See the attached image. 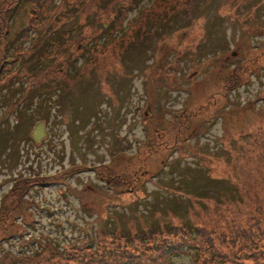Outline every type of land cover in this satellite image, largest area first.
<instances>
[{
  "label": "rangeland",
  "instance_id": "obj_1",
  "mask_svg": "<svg viewBox=\"0 0 264 264\" xmlns=\"http://www.w3.org/2000/svg\"><path fill=\"white\" fill-rule=\"evenodd\" d=\"M5 60L0 264L147 260L189 234L170 264H264L244 247L264 251V0H0Z\"/></svg>",
  "mask_w": 264,
  "mask_h": 264
},
{
  "label": "trees",
  "instance_id": "obj_2",
  "mask_svg": "<svg viewBox=\"0 0 264 264\" xmlns=\"http://www.w3.org/2000/svg\"><path fill=\"white\" fill-rule=\"evenodd\" d=\"M51 1H53V0H48V4H50ZM67 1L68 0H59V3L61 5L62 3H66ZM133 4H134V2H133ZM15 8H17V6ZM119 11H120L119 14L121 15V14H124V12L126 10L121 7V8H119ZM114 16H116V15H114ZM121 17L120 16L115 17V22L113 23L116 26L115 28L114 27L111 28L112 24H110L108 28H102V29L105 32L109 31V29H110L111 35H112L111 38H115V39H117V37L114 36L116 30L122 31V35H123V33H124V35L123 36L120 35L119 36L120 38H118V39H120L119 41L121 43H123L125 39H121V38H124L129 33V30H128V28H125L123 26V24L120 23L119 19H121ZM35 21H37V19H35ZM53 41H57V40L54 39ZM73 41H74V39H72V42ZM78 44H79V42H78ZM80 47H82V48L78 47L77 50L81 51V50L85 49V48H83V44L81 42H80ZM4 56H6V58H7L8 53H5ZM5 62L6 63L1 64V66H0V71L3 70L4 73L6 70L11 68L10 67L11 62L8 60H5ZM71 62H73V61L68 59L65 66L70 65ZM6 66H9V67L6 68ZM61 70H64V68L58 67V70H55V72H58V71L61 72ZM13 73H16V71L8 70L7 75L11 76ZM40 108H41V106H40ZM40 108H37V110H39ZM43 118H44V120H46L47 116H44ZM255 227L259 231L260 235H262L264 237V220H258V222L255 224ZM245 240H247L248 242H250L251 245H253V242H251L249 235H245ZM195 242H196V240L194 239V235L192 236L191 234H189L188 238L185 239L184 241H181L180 243L184 246L187 245L189 247V249L191 248L192 250H196V247H197L196 243L197 242L196 243ZM201 244L203 245V244H207V243H201ZM247 244H248V246H244L245 249L248 250V252H246V253H250V250H251L250 255H253V256L255 254H257V255L261 254L262 255V253H264L263 250L260 253H259V251H256V250L254 252H252V249L249 247L250 244L249 243H247ZM182 245L181 246L175 245V244L167 245L162 253H160L157 256H149L147 260H145L143 258L145 255V252L141 253L142 256L141 255H135V254L131 253L130 251H128L127 249H125L120 254H118V252L116 250L115 251L113 250L111 253L109 252L110 258H108V259L107 258L105 259V256L102 257L101 259H99L98 253L92 251V252H90V255L81 256L80 260H79V262H77V264H170L173 257H175L177 254H181L183 252ZM214 245H216V244H214ZM153 247H157V245H154ZM211 247L214 248L213 245ZM195 254H197V253L195 252ZM242 255H243L242 252H239V250L234 251L232 253V255L230 256L233 264H235V262H237L238 264H244L245 260L242 258ZM60 258H61V260H60L59 264H70V257L69 256L67 257V256L62 255ZM161 260L163 263H161Z\"/></svg>",
  "mask_w": 264,
  "mask_h": 264
},
{
  "label": "flooded vegetation",
  "instance_id": "obj_3",
  "mask_svg": "<svg viewBox=\"0 0 264 264\" xmlns=\"http://www.w3.org/2000/svg\"><path fill=\"white\" fill-rule=\"evenodd\" d=\"M20 106V105H19ZM23 109H25V111L28 112L29 114V109H26L24 107H18V111H23ZM37 110V109H36ZM47 119L48 117L46 118V120L44 119H41V120H38L35 122L34 126L32 127V130L30 131V140H31V143L35 146H40L41 144H43L44 142H47L48 140V136H49V132H48V126H47ZM23 122V116L22 114L20 113V119L14 124V127L13 128H9L8 126H6L5 130L6 132H8V134H11L12 136H17L19 137V142H21V139L23 138L21 136V124ZM40 123H44V130H43V134L42 135H39V140L34 136V132H35V129L36 127L40 124ZM0 126H1V123H0ZM29 133V132H28ZM42 146V145H41ZM5 216H2V218H0V223L1 221L4 219ZM7 220V219H6ZM11 224L14 225L13 223V219L11 220Z\"/></svg>",
  "mask_w": 264,
  "mask_h": 264
},
{
  "label": "water",
  "instance_id": "obj_4",
  "mask_svg": "<svg viewBox=\"0 0 264 264\" xmlns=\"http://www.w3.org/2000/svg\"><path fill=\"white\" fill-rule=\"evenodd\" d=\"M44 123H40L36 129H35V132H34V136L37 138L39 137V135H42L43 134V130H44ZM39 140V138H37Z\"/></svg>",
  "mask_w": 264,
  "mask_h": 264
}]
</instances>
